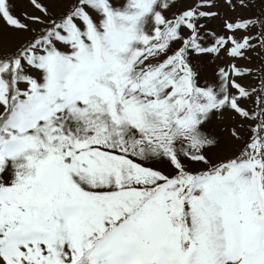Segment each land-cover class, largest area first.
<instances>
[{"label": "snow or ice", "instance_id": "1", "mask_svg": "<svg viewBox=\"0 0 264 264\" xmlns=\"http://www.w3.org/2000/svg\"><path fill=\"white\" fill-rule=\"evenodd\" d=\"M27 2L0 0V264H264V0ZM222 52L253 66L202 83Z\"/></svg>", "mask_w": 264, "mask_h": 264}, {"label": "rangeland", "instance_id": "2", "mask_svg": "<svg viewBox=\"0 0 264 264\" xmlns=\"http://www.w3.org/2000/svg\"><path fill=\"white\" fill-rule=\"evenodd\" d=\"M14 3V15L17 17L22 18V13L28 12L31 15H39L40 13L37 12L35 9H33L27 2V0H13ZM68 4L65 2H61L58 5L55 6L54 10L57 14L60 12H63L67 10ZM221 14L223 16H226L230 19H235L238 15H241L240 12H229L226 8L220 9ZM27 23V21H24ZM0 23H3L0 21ZM222 21L216 20L213 22L211 27L217 32V34H223L224 30L221 27ZM33 27H38L33 25ZM243 33H239L238 35H242ZM33 33H16L12 34L11 39L7 42V49L8 50H14L20 43H22L25 40L32 39ZM211 39H206L205 44L206 46H210L212 44ZM235 63L239 67H252L253 65L250 64L248 61L240 60V59H233L227 55L226 52H222L220 55L215 54H209L205 56L201 61V82H213L215 84H219V78H218V70L219 68H228L231 64ZM238 82L242 85H253L255 82V78L253 76H245L237 78ZM235 91V89H233ZM239 118L237 117V120ZM236 121L231 119L230 114L225 113V117L222 122L218 123L216 125V129L218 132L221 133L223 137L226 139L228 138V133L226 131H222V129L235 124ZM165 171H169L168 169H165Z\"/></svg>", "mask_w": 264, "mask_h": 264}]
</instances>
